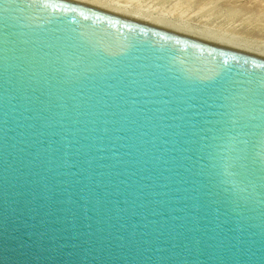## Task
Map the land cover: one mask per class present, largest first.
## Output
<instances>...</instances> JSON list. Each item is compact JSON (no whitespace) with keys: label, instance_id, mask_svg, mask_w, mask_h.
<instances>
[{"label":"water","instance_id":"water-1","mask_svg":"<svg viewBox=\"0 0 264 264\" xmlns=\"http://www.w3.org/2000/svg\"><path fill=\"white\" fill-rule=\"evenodd\" d=\"M0 264H264V51L0 0Z\"/></svg>","mask_w":264,"mask_h":264},{"label":"rangeland","instance_id":"rangeland-1","mask_svg":"<svg viewBox=\"0 0 264 264\" xmlns=\"http://www.w3.org/2000/svg\"><path fill=\"white\" fill-rule=\"evenodd\" d=\"M264 51V0H92Z\"/></svg>","mask_w":264,"mask_h":264},{"label":"bare ground","instance_id":"bare-ground-1","mask_svg":"<svg viewBox=\"0 0 264 264\" xmlns=\"http://www.w3.org/2000/svg\"><path fill=\"white\" fill-rule=\"evenodd\" d=\"M125 10V9H124Z\"/></svg>","mask_w":264,"mask_h":264}]
</instances>
